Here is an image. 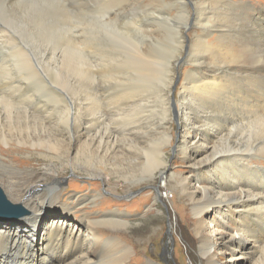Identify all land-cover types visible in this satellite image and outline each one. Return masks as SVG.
Masks as SVG:
<instances>
[{"label": "bare ground", "instance_id": "6f19581e", "mask_svg": "<svg viewBox=\"0 0 264 264\" xmlns=\"http://www.w3.org/2000/svg\"><path fill=\"white\" fill-rule=\"evenodd\" d=\"M154 1L0 0V187L26 208L33 229L47 203L63 212L49 216L39 250L1 229L0 264H129V232L98 229L129 225V213L85 211L106 203L101 190L58 201L70 168L106 183L116 175L128 188L170 180L191 203L206 264L225 251L238 264L250 249L264 264V0H192L193 9L173 0L165 14L184 27L158 21L164 13ZM26 46L72 102L43 81ZM180 63L176 158L190 167L184 177L166 173ZM12 148L39 154L45 167H22L7 155ZM75 207L85 209L78 219L69 215ZM207 211L217 213L214 226Z\"/></svg>", "mask_w": 264, "mask_h": 264}, {"label": "rangeland", "instance_id": "374dc122", "mask_svg": "<svg viewBox=\"0 0 264 264\" xmlns=\"http://www.w3.org/2000/svg\"><path fill=\"white\" fill-rule=\"evenodd\" d=\"M171 1L173 0L154 1L155 6L159 10H162L164 13L162 16H159L158 21H163V25L165 27L167 25H179L184 27V24H182L180 21L176 19L169 20L167 18V14L165 13H171L169 10ZM185 1L190 9H193L194 3L192 2V0ZM255 1L263 4V1L261 0ZM20 2L21 5L24 6V4H27L28 1L20 0ZM29 2H31V0ZM174 7L176 8L175 4ZM175 10L176 9H173L172 11L173 15H175ZM258 17V20L260 21L263 16L260 13ZM189 22V25L185 28V31L188 34V41L186 45L187 49L189 48V39L195 33L192 20H190ZM27 37H29L28 34L23 36V38ZM20 41L23 42L22 40ZM186 47L183 51L184 56H186L187 53ZM25 49L33 68L43 79V81L49 87L64 95L68 102H72L73 100L71 101V97L67 94V92L61 86L56 85L53 80H51L46 74L42 66L39 65V59L36 56L35 51L31 47L27 46ZM182 66H184L183 63H180L179 68L181 67V70H179V72L177 71L178 74L171 92V110L173 115L172 124L174 128L175 139L173 148L171 149L168 147V158L169 163H174V165H169L167 167L168 170L166 169V173L175 170L184 177L190 174V167L183 166V162L176 158L177 144L178 140L180 139L179 134L176 135V133H178L179 131V121H181V116L178 113V85L180 84L181 78L183 77L182 71L184 69ZM188 67L189 66H187L186 68ZM70 76H72V80L77 83V77L74 78L76 74L71 73ZM200 153V157H203L204 153ZM7 155H9L11 158L14 157L18 161H20L18 162L19 165L24 168L27 167L28 169L36 168L42 170L43 167H45L44 162L42 161V157L34 152L12 148ZM134 170L131 168L130 172L135 173ZM63 176H67V178L63 181V191H61L59 195H57L59 197H57L58 201L61 200L71 204L73 203L71 201H73V199L77 195L94 193L95 191L101 190L103 192L102 200H107L105 201L106 203H104L103 206H97L98 204L89 205L87 206V208H85L86 210L84 209L85 211L91 212L95 215L102 212H109L111 209H119V211H124L130 214V223L127 226H98V229L108 232L109 236L116 237V233L119 231L124 232L125 230H127L126 232H129L128 236L125 235V238H123V240L134 250V253H132V257L129 260V264H206L205 258H203L200 253L199 244L196 240L197 237L194 231V228L196 226V218L193 211L190 209L191 203L188 200L185 192L182 190V186L176 185L170 180H168V183H165L163 182V178L159 177L158 179L152 180L151 184H148V182H144L141 185L127 183L129 185L128 188L123 185H117L116 175L108 177V182L106 183L105 181H100L98 178L85 176V173L83 172H77L75 175H73L71 168L69 171H67L66 169L63 173H61V177ZM72 178L73 180H75V183L73 185H69V182ZM154 198H156V200ZM10 202L20 205L19 203H15L12 201ZM47 204L48 206H45L44 213L40 215L43 217L41 225L38 224L35 229H33L23 221L27 215L25 214V217L23 216L20 218H0V230H9L14 235L17 233L22 234L25 239H28L33 243L36 250H39L43 242L42 237L44 234V230H47L46 225L50 220L49 216H52L51 214H54L53 216H57L63 213L57 203ZM80 209L78 207H75L74 209L70 210L69 215L71 216V218L78 219V217H81L84 210L83 208ZM216 214L217 213H214L212 211H207V220L209 221L210 225L212 223V225L214 226L212 218L216 217ZM226 231H229L231 234L234 233L233 231L228 229ZM106 232L105 235L107 234ZM227 235L229 236L230 234ZM64 244L66 243L63 241V244L60 247H64ZM224 253V255L220 254L218 256L217 264L231 263V261H227L230 257L229 252L225 251ZM239 254L240 253H238L237 255ZM260 255L261 253L255 255L252 249H250L244 257L238 259V264H258L262 261V259L260 260ZM36 260L38 261V259Z\"/></svg>", "mask_w": 264, "mask_h": 264}, {"label": "water", "instance_id": "95a60500", "mask_svg": "<svg viewBox=\"0 0 264 264\" xmlns=\"http://www.w3.org/2000/svg\"><path fill=\"white\" fill-rule=\"evenodd\" d=\"M27 210L18 204L11 203L3 189L0 187V218L1 219H13L20 218L27 214Z\"/></svg>", "mask_w": 264, "mask_h": 264}]
</instances>
